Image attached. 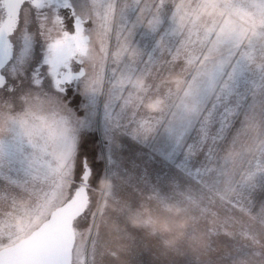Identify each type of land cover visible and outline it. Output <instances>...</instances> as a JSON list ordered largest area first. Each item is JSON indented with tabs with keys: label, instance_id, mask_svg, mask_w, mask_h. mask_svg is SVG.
<instances>
[{
	"label": "rangeland",
	"instance_id": "rangeland-1",
	"mask_svg": "<svg viewBox=\"0 0 264 264\" xmlns=\"http://www.w3.org/2000/svg\"><path fill=\"white\" fill-rule=\"evenodd\" d=\"M84 15L93 22L88 78L105 97L110 84L120 88L123 114L115 165L105 161L97 176L90 143L75 159L92 172L76 222L85 264H264V225L247 197L229 206L210 196L235 179L233 159L249 154L252 136L264 138V0H88ZM170 125L178 133L160 139ZM172 146L173 161L157 159L154 149ZM15 223L26 233L42 218Z\"/></svg>",
	"mask_w": 264,
	"mask_h": 264
},
{
	"label": "snow or ice",
	"instance_id": "snow-or-ice-1",
	"mask_svg": "<svg viewBox=\"0 0 264 264\" xmlns=\"http://www.w3.org/2000/svg\"><path fill=\"white\" fill-rule=\"evenodd\" d=\"M87 9L88 0H0V264L86 262V236L76 222L87 204L80 185L91 170H77L75 159L90 143L97 176L105 161L115 165L123 115L116 111L120 88L110 84L105 97L101 80L83 67L93 23ZM178 131L170 125L160 139ZM177 147L154 152L173 161ZM24 195L32 201L26 209L19 206ZM29 213L42 223L22 233L15 220Z\"/></svg>",
	"mask_w": 264,
	"mask_h": 264
},
{
	"label": "trees",
	"instance_id": "trees-1",
	"mask_svg": "<svg viewBox=\"0 0 264 264\" xmlns=\"http://www.w3.org/2000/svg\"><path fill=\"white\" fill-rule=\"evenodd\" d=\"M250 127L252 131L256 129L254 125ZM263 139L262 135H260L259 138L252 136L250 141H252L253 144L249 154L245 157L235 156L233 159L234 163L236 162L234 166L237 168L239 167L237 171H234L235 179L231 181L230 185L223 188L213 187L214 190H211L212 193L210 196L213 200L217 198L220 204L223 205L228 203L229 206L230 204H232V206H239L240 203L238 204V200L240 199L241 201V199L247 197L248 200L246 203L250 205L249 216L251 215L250 217L254 222L264 225V153L261 155L257 153L259 145H263ZM244 158L245 161L242 165L241 161ZM218 216L220 220H223L220 213ZM251 225H253V221L247 223V227L245 226L244 229H248ZM241 230L243 229L241 228Z\"/></svg>",
	"mask_w": 264,
	"mask_h": 264
},
{
	"label": "water",
	"instance_id": "water-1",
	"mask_svg": "<svg viewBox=\"0 0 264 264\" xmlns=\"http://www.w3.org/2000/svg\"><path fill=\"white\" fill-rule=\"evenodd\" d=\"M84 165H85L86 168L90 169V167H88L86 163H84ZM91 174H92L91 171H85V173H84V180H83L82 184L80 185L82 188H84V189L87 190V204H86V207L84 208V213L86 212V210L88 208V205H89V192H88V189H89V186H90L89 179L91 177ZM82 197H83V193L81 194V198ZM78 205H79V201H77V204L74 205V207H76ZM53 212L56 215H60L61 214L59 208L55 209Z\"/></svg>",
	"mask_w": 264,
	"mask_h": 264
},
{
	"label": "flooded vegetation",
	"instance_id": "flooded-vegetation-1",
	"mask_svg": "<svg viewBox=\"0 0 264 264\" xmlns=\"http://www.w3.org/2000/svg\"><path fill=\"white\" fill-rule=\"evenodd\" d=\"M87 19V18H86ZM87 20H89V19H87ZM89 48H90V42H89V44L87 45V55H86V59H85V63H84V65H83V67H84V69L86 70V60L88 59V54H89Z\"/></svg>",
	"mask_w": 264,
	"mask_h": 264
}]
</instances>
